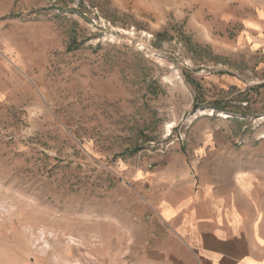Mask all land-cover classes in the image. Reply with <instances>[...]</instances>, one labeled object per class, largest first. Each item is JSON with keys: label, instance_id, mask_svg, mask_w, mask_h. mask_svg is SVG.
Instances as JSON below:
<instances>
[{"label": "rangeland", "instance_id": "rangeland-1", "mask_svg": "<svg viewBox=\"0 0 264 264\" xmlns=\"http://www.w3.org/2000/svg\"><path fill=\"white\" fill-rule=\"evenodd\" d=\"M178 157L264 234V0H0V264H129Z\"/></svg>", "mask_w": 264, "mask_h": 264}, {"label": "crops", "instance_id": "crops-1", "mask_svg": "<svg viewBox=\"0 0 264 264\" xmlns=\"http://www.w3.org/2000/svg\"><path fill=\"white\" fill-rule=\"evenodd\" d=\"M148 173L149 218L129 264H264L258 206L236 174H193L186 159Z\"/></svg>", "mask_w": 264, "mask_h": 264}, {"label": "bare ground", "instance_id": "bare-ground-1", "mask_svg": "<svg viewBox=\"0 0 264 264\" xmlns=\"http://www.w3.org/2000/svg\"><path fill=\"white\" fill-rule=\"evenodd\" d=\"M223 116H227V115L223 114ZM170 128H171V125H170V124H169V125H167V126H166V131H169V130H170Z\"/></svg>", "mask_w": 264, "mask_h": 264}]
</instances>
